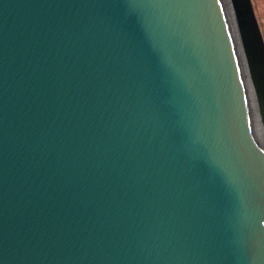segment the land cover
<instances>
[{"label":"water","instance_id":"water-1","mask_svg":"<svg viewBox=\"0 0 264 264\" xmlns=\"http://www.w3.org/2000/svg\"><path fill=\"white\" fill-rule=\"evenodd\" d=\"M230 4L0 0V264H264V37Z\"/></svg>","mask_w":264,"mask_h":264},{"label":"rangeland","instance_id":"rangeland-1","mask_svg":"<svg viewBox=\"0 0 264 264\" xmlns=\"http://www.w3.org/2000/svg\"><path fill=\"white\" fill-rule=\"evenodd\" d=\"M254 5L255 15L258 19L259 26L264 37V0H252Z\"/></svg>","mask_w":264,"mask_h":264},{"label":"bare ground","instance_id":"bare-ground-1","mask_svg":"<svg viewBox=\"0 0 264 264\" xmlns=\"http://www.w3.org/2000/svg\"><path fill=\"white\" fill-rule=\"evenodd\" d=\"M221 1L230 4V0H221ZM230 6H231V4H230ZM231 9H232V6H231ZM243 78H244V85H246L247 87H249L252 90H254V87H253V84L251 82V78H250V75H249V72H248V68H247V65H246V61H245L244 55H243Z\"/></svg>","mask_w":264,"mask_h":264}]
</instances>
